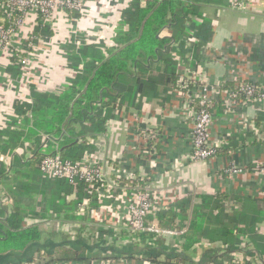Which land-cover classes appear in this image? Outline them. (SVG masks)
<instances>
[{
    "label": "trees",
    "instance_id": "obj_1",
    "mask_svg": "<svg viewBox=\"0 0 264 264\" xmlns=\"http://www.w3.org/2000/svg\"><path fill=\"white\" fill-rule=\"evenodd\" d=\"M141 1L134 0L123 13L122 26L114 37L117 47L107 50V53L101 46L86 45L75 35L69 44L67 58L69 67L77 71L76 76L67 80L61 90L42 91L32 84L30 101L17 100L14 114L8 117L6 126L0 128V157L13 156L9 169L4 161H0L2 264H54L66 261L93 264L123 258L136 264H199L188 255L196 244H216L231 251L241 246L242 237L248 236L252 240L253 230L260 219H253L254 212L246 208L249 199L220 194H190L175 202H168L165 208L153 210L144 218L146 227L156 222L161 230H180L182 233L173 243L174 246L166 250L164 240H159L155 243L159 251L156 253L147 243L139 246V242H135L134 247L118 252V247L107 246L108 237L117 240L133 236L149 242L157 232L144 230L130 234L95 221L92 211L111 203L109 199L101 198L97 189L100 186L108 188L112 197L124 192L133 196L147 179L113 177L114 184L108 186L104 178L94 183L80 176L72 181L50 178L41 169V162L47 155L59 153L64 160L75 163L82 161L86 153H97L92 140L106 132L108 120V114L98 113L100 104L138 109L139 105H135L137 94L145 93L149 99H153L169 90L167 84L179 76L174 61L175 44H184L189 39L186 22L192 16H202L200 3H223L222 0H147L146 6L142 7ZM64 10L72 21L82 15L80 11ZM38 20V26L24 44L29 51L32 50L30 44L38 42L40 33L50 34L43 27L41 15ZM165 28L171 31L168 37L160 35ZM75 39L80 41L79 46ZM11 64L9 72L22 78V65L16 56H13ZM178 80L179 77L175 86ZM244 82L254 88L251 97L242 90L238 81H226L221 86L234 91L239 98L261 97V85L248 80ZM190 105L194 110L203 108L199 98H195ZM204 106L212 113L213 99ZM46 135H50L54 141L48 146L44 143ZM222 148L217 147L214 156L222 152ZM5 199L11 200L7 207L3 205ZM237 200L241 201V205L237 204ZM235 202L236 205H233ZM85 203L84 213L78 214L79 207ZM25 218L38 222L27 225ZM53 220L83 221L85 225L74 241L64 231L46 232L40 229V221ZM86 229L96 234L99 243L90 244L82 239ZM260 238L253 237L257 247ZM105 246L115 250H104Z\"/></svg>",
    "mask_w": 264,
    "mask_h": 264
},
{
    "label": "crops",
    "instance_id": "obj_2",
    "mask_svg": "<svg viewBox=\"0 0 264 264\" xmlns=\"http://www.w3.org/2000/svg\"><path fill=\"white\" fill-rule=\"evenodd\" d=\"M146 1H141L142 7L146 6ZM222 1L199 4L202 16H192L186 22L189 39L184 44L176 43L174 53L179 76L196 71L215 87L210 95L213 99L210 142L223 147L222 152L207 160L191 158L194 112L177 90L178 82L176 86L175 83L179 76H175L167 84L169 90L159 97L149 99L145 93L137 94L138 109L100 104L98 113L108 114L107 130L92 140L97 148L93 156L103 167L108 186L113 177L147 179L159 208L190 194L249 199L246 208L254 212L253 219H260L252 240L242 237L241 246L231 251L224 246L202 243L207 247L206 252L198 261L190 259L206 264H264V96L244 100L221 86L226 81L248 80L264 90V0H249L244 8L233 7V0ZM133 2L84 0L82 15L75 21L65 11L56 10L52 20L43 24L50 34L40 33L37 37L30 62L20 78L21 75L9 72V68L15 50L24 46L39 24L38 15H28L11 47L0 54V128H4L8 117L14 114L17 100L30 101L32 84L42 91L61 90L67 80L76 76L77 71L69 67L67 58L75 35L86 45L101 46L105 53L117 47L116 31L122 26L123 13ZM160 35L168 37L171 31L165 28ZM75 41L79 46L80 41ZM148 130L156 135L145 137ZM231 169L240 172L231 174ZM115 197H104L111 203L94 209L92 217L106 227L122 228L126 226L132 198ZM237 204L241 205V201ZM36 222L25 218L27 225ZM256 236L261 237L257 240L258 247L253 241ZM114 262L136 264L126 258Z\"/></svg>",
    "mask_w": 264,
    "mask_h": 264
},
{
    "label": "built area",
    "instance_id": "obj_3",
    "mask_svg": "<svg viewBox=\"0 0 264 264\" xmlns=\"http://www.w3.org/2000/svg\"><path fill=\"white\" fill-rule=\"evenodd\" d=\"M249 0H233V7L244 8ZM82 11L84 10V0H0V54L7 48L11 47L13 39L16 37L18 32L23 27L26 18L31 14L32 11L37 13L38 17L41 15L44 22H50L56 12V10L64 9ZM16 12L22 13L21 16L17 15ZM8 23V24H7ZM35 43L30 44L32 50H27L24 46L17 49L14 56L17 57L18 62L22 65V76L25 74V67L28 66L32 51L35 47ZM244 81H238L241 85L242 90L246 91L247 95L251 97L254 93V88L247 86ZM215 87L211 85L202 75L196 71L190 70L188 73H180L177 90L183 95L186 100L190 103L195 98H199L203 108L200 110H194V129L192 138V152L191 158L193 160H205L210 159L215 154L217 145H213L210 142V127L212 123V113L206 110L207 103L211 99V91ZM261 96H264V90L262 87L259 88ZM234 97H237L236 93L232 91ZM241 98L244 100L250 99ZM156 133L152 130H148L144 136L151 137L155 136ZM50 135L44 137L45 146H48L52 142ZM54 142V141H53ZM7 157V162L5 161ZM0 161L6 163L7 169L10 168L13 162L12 155H2ZM41 169L45 176L50 178H67L73 180L76 176H80L82 179L89 183L105 179L103 167L95 159L93 154L86 153L82 161L75 163L64 160L59 153L54 155H47L41 162ZM98 192L103 191L102 186L98 187ZM138 195V196H137ZM132 196V195H131ZM132 200L134 204L129 206L128 221H130V228L132 231H154L170 233L169 231H159L151 226L146 227L144 224V218L151 213L155 208V200L151 197L150 192L147 190L146 185L139 188V192L133 195ZM10 200H3V205L9 203ZM86 203L79 207V213H84ZM159 209V207H158ZM154 223V222H153ZM93 264H115L114 261H103L101 263Z\"/></svg>",
    "mask_w": 264,
    "mask_h": 264
},
{
    "label": "rangeland",
    "instance_id": "obj_4",
    "mask_svg": "<svg viewBox=\"0 0 264 264\" xmlns=\"http://www.w3.org/2000/svg\"><path fill=\"white\" fill-rule=\"evenodd\" d=\"M32 14H34L35 17L37 16V13H35V11H32L30 15H32ZM261 97H263V96H261ZM28 155H30V153ZM205 160H207V159H205ZM5 161L7 162V157H5ZM194 161H196V160H194ZM236 172H240V170L231 169V172H229V173L232 174V173H236ZM147 182L148 181L145 182L147 190L149 192H151L152 190L149 187V184H148L149 182L148 183ZM111 183H113V182H111ZM125 193L126 192H124V193H122V194H120L118 196H121L122 198H124V197H131L132 198L133 197L130 194H128V193L125 194ZM98 194H99V196L101 198H103V197L113 198V197H111L112 193H111V191H109L108 188L104 189L103 191L100 190L98 192ZM156 195L160 196L161 193L160 194L156 193ZM118 196L117 197L114 196V197L118 198ZM135 202L133 200H131L130 205L134 204ZM154 204H155V206H154L155 208L158 209V207H160V205L157 202L154 203ZM5 207H6V204H5ZM78 214H80L79 211H78ZM98 222L100 223V221H98ZM39 224H40L39 227L41 229H43L44 231H46V232L54 231V230L56 232V231L60 230V231H64L65 233H69V235H71L70 239H73L74 241L76 240L77 234L82 231V226L85 225V223L83 221L72 222V221H67V220H64V221L63 220H53V221H50V222H48V221H40ZM130 225H131L130 221L126 220V226H124L122 228L114 227V229H116L117 231H128V232H130V234H134L132 232L131 228H130ZM153 228L161 231V229L157 226L156 222L153 223ZM162 231H164V230H162ZM166 231H169L170 233L157 232L156 237L154 239H152L151 241H149V242L140 241V240L136 239L133 236L131 238H126V239H123V237H120L117 240L113 239L112 237H108L107 238V246L108 245L109 246H116L120 250H127V249H130V248L134 247V245H135L134 243L135 242H139V244H140L139 246H142V244H146L147 243L146 245H149V246L153 247L154 252L159 253L158 248H156V247H158V244H155L157 241L164 240L163 246H165L164 248L166 250H169L171 246H174L173 243H175V240L182 233L178 229H173V230L169 229V230H166ZM82 239L84 241H86L87 243H90V244L99 243V239L96 237V234H94V232L91 229H86L82 233ZM175 246H176V244H175ZM195 248L197 250V253H195ZM206 248H207L206 245L196 244L193 247V249L188 252V255H189L190 258H193L195 261L196 260L198 261V260H200V258L202 256V254L204 253V251L206 252V250H205ZM178 249H180L179 251H182L181 248L178 247ZM199 252H201L200 255H199ZM161 259H163V256H161ZM237 259L238 260H242L240 258H237ZM11 261H14V260L12 259ZM199 264H206V263H205V261H203V262L201 261V263H199ZM207 264H210V263H207Z\"/></svg>",
    "mask_w": 264,
    "mask_h": 264
},
{
    "label": "water",
    "instance_id": "obj_5",
    "mask_svg": "<svg viewBox=\"0 0 264 264\" xmlns=\"http://www.w3.org/2000/svg\"><path fill=\"white\" fill-rule=\"evenodd\" d=\"M95 246H97V245H95ZM103 249L104 250H107V249H109L110 251H114L115 249H113V248H109V247H107V246H105V247H103ZM116 251H118V252H121V250H116ZM25 255V253L23 254V256ZM3 258H0V263L1 262H3Z\"/></svg>",
    "mask_w": 264,
    "mask_h": 264
}]
</instances>
